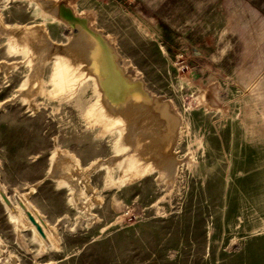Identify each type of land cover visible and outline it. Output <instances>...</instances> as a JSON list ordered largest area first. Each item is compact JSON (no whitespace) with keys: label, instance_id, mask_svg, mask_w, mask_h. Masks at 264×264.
<instances>
[{"label":"rangeland","instance_id":"obj_1","mask_svg":"<svg viewBox=\"0 0 264 264\" xmlns=\"http://www.w3.org/2000/svg\"><path fill=\"white\" fill-rule=\"evenodd\" d=\"M93 41L129 89L106 129ZM0 186L53 238L0 200V264H264V0H0Z\"/></svg>","mask_w":264,"mask_h":264},{"label":"bare ground","instance_id":"obj_2","mask_svg":"<svg viewBox=\"0 0 264 264\" xmlns=\"http://www.w3.org/2000/svg\"><path fill=\"white\" fill-rule=\"evenodd\" d=\"M60 16L68 17L70 15H69V13H67V11L62 9L60 11ZM68 21L70 23L74 24L73 20L69 19ZM25 38H27V36H25L24 39ZM83 39H86V38H83ZM93 42H94V46L93 47L90 46V48H92V51H90V52L93 54V56L91 55V53H90V55L92 57H94L93 58V63H94V61H97V58L99 59V61H97L98 63L94 64V67H98V68H101V69L102 68L107 69V71H106L107 74H105L106 78L104 79V81H102L101 84L103 86L104 91L109 96L112 97L111 99H112L113 104L105 105L104 103L98 102V100L97 101L95 100L85 110V114L84 115L87 116V117H90V118L93 117L95 119V121H102V123L104 124V127L106 129L108 127L114 126L117 123V121H119V118H120L119 116H120V114H122L123 110H121L120 109L121 107H119L117 104L115 105V101L119 98V96H121V94H123V92L129 91V89H128L127 85H125L121 81L122 80L120 78L121 76H119V74L115 72V70H114V68L112 66L113 65L112 61L110 60L111 59V56H110L111 53L108 52V50H107V48L105 46L102 47L99 44V42H95V41H93ZM88 44H90V43H88ZM88 44H86V45H88ZM87 48H88V46H87ZM96 52H98V53L96 54ZM62 60L63 59H61V61L59 62V66L57 64L54 76L52 77V79L50 78L51 81H54L56 92H58V90H61L62 92L66 91V90L67 91L72 90L71 87H72L73 83H75L78 80L79 77L81 78L82 77L81 76L82 73L84 74V72H85L84 70H83L84 72L79 71L78 68L74 66L75 64L73 65L74 67L71 68L65 61H62ZM103 62H105L106 64L104 63L105 65H102ZM83 76H85V75H83ZM86 77H87V75H86ZM93 84H94V81H93ZM99 91H100V89H99ZM69 93L73 96L75 92H69ZM131 93H132V91H131ZM101 97H102V95H101ZM79 100H80V98L76 97L73 101L77 104L79 102ZM127 110H128V108H127ZM129 110L131 111L133 109L131 108ZM130 111H129V113H130ZM125 149L126 148H123V150H125ZM156 150H157L156 148L153 149L152 146H150V145H145V146H143L140 149L134 150L133 154L130 156L132 158L133 162H131V163H128V161L123 162V164H124L123 166L124 167H126L128 165V167L133 171L131 173V176H130L131 178L140 177L143 174L148 173L149 171H151V169L153 168L152 167L153 165H151L150 161H148V160H147L148 162H144V159L145 158H152L153 155L157 154ZM128 167H127V169H129ZM123 171H124V169H123ZM70 179L71 180L75 179V177L71 176ZM68 184H70V189L73 190L75 183L71 182V183H68ZM1 192H3L7 196L8 200H9V204H6L2 200L1 195H0V200L3 203V205L7 208V210L11 213L12 220L14 222H16L17 225H19L20 222L24 221L25 222L24 225L27 224L28 227H30L32 229V231L34 232L36 238H38L40 241H42L44 243L52 245L53 244V238L51 236V233L49 232L50 229L48 230L47 224L44 221V219L42 218V216H40L39 213L29 205V203L27 202L26 198H24V196H22V195H17L15 199H12L11 197L8 196V194L6 193V191H5L3 186H0V193ZM20 203L24 206V209L20 206ZM25 210L30 211L31 214L36 219V221L41 225V227H42V229L44 231V234H45V238L41 237L40 234L36 231L34 225L29 221V219H28V217H27V215L25 213ZM46 246H48V245H46Z\"/></svg>","mask_w":264,"mask_h":264},{"label":"water","instance_id":"obj_3","mask_svg":"<svg viewBox=\"0 0 264 264\" xmlns=\"http://www.w3.org/2000/svg\"><path fill=\"white\" fill-rule=\"evenodd\" d=\"M0 195H1L2 200L6 204H9V200H8L7 196L3 192H1ZM20 206L24 209V206L21 203H20ZM25 213H26L29 221L34 225L36 231L40 234L41 237L45 238V234H44V231H43L41 225L36 221V219L31 214V212L28 210H25Z\"/></svg>","mask_w":264,"mask_h":264}]
</instances>
